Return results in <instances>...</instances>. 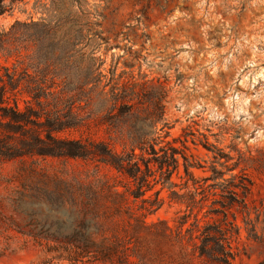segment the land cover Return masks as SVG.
<instances>
[{
	"label": "trees",
	"instance_id": "obj_1",
	"mask_svg": "<svg viewBox=\"0 0 264 264\" xmlns=\"http://www.w3.org/2000/svg\"><path fill=\"white\" fill-rule=\"evenodd\" d=\"M24 1L0 0V17ZM43 1L35 4L42 15L38 21L0 29V52L11 58L24 45L32 46L35 70L33 76L28 69L0 67V164L55 160L67 167L81 161L95 170L57 175L32 167L9 199L23 226L0 214V229L26 238L51 263L232 264L241 233L238 216L255 232L250 179L245 174L225 178L236 168L226 165L228 156L226 163L217 161L225 171L215 163L212 176L197 179L186 153L188 139L167 140V123L158 129L165 116L164 89L121 85L89 52L99 45L101 34L94 28L103 15L89 9V0ZM93 124L105 127L107 140L63 136ZM103 168L114 178L101 175ZM175 177L185 180L183 186ZM164 192L186 209L174 227L165 220L148 221L163 207ZM8 249L0 248V258Z\"/></svg>",
	"mask_w": 264,
	"mask_h": 264
},
{
	"label": "rangeland",
	"instance_id": "obj_2",
	"mask_svg": "<svg viewBox=\"0 0 264 264\" xmlns=\"http://www.w3.org/2000/svg\"><path fill=\"white\" fill-rule=\"evenodd\" d=\"M36 2L25 0L14 12L1 16L0 29L8 32L16 21H38L42 15L40 8H35ZM89 3L91 11L103 15L99 26L94 28L101 34L99 45L94 44L89 52L104 62L103 71L108 78L114 72L121 85L136 82L147 90L164 89L165 116L158 129L167 123L166 131L170 133L167 140L188 139L186 153L194 165L190 169L194 176L197 179L212 176L215 163L219 170L225 171L217 161L226 163L228 156L226 165L236 168L225 178L245 174L250 179L252 192L248 203L255 232H250L244 216L239 215L237 224L241 233L234 243L238 256L232 264H264V0H89ZM96 3L100 5L97 10L93 7ZM33 57L34 48L28 45L11 58L0 52V67L18 73L28 69L35 76V70L30 68ZM63 136L108 139L105 127L94 124L89 130L67 132ZM37 164L33 165L31 159L0 164V214L21 226L24 218L9 199L21 188L32 167L37 165L57 175L65 171L85 175L95 170L94 165L81 161H70L67 167L55 160H40ZM180 174L185 177L183 161ZM101 175L115 176L107 168L101 170ZM174 179L183 186L185 180ZM168 194L163 193L166 201L149 217V222L165 220L174 227L176 219L186 210L171 203ZM27 241L14 231L0 229V248L9 245L0 264H69L51 263L41 248Z\"/></svg>",
	"mask_w": 264,
	"mask_h": 264
}]
</instances>
